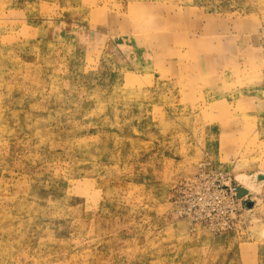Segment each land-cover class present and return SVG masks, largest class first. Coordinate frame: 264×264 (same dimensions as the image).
<instances>
[{"label":"rangeland","instance_id":"374dc122","mask_svg":"<svg viewBox=\"0 0 264 264\" xmlns=\"http://www.w3.org/2000/svg\"><path fill=\"white\" fill-rule=\"evenodd\" d=\"M0 264H264V0H0Z\"/></svg>","mask_w":264,"mask_h":264},{"label":"built area","instance_id":"2783aa9c","mask_svg":"<svg viewBox=\"0 0 264 264\" xmlns=\"http://www.w3.org/2000/svg\"><path fill=\"white\" fill-rule=\"evenodd\" d=\"M241 190L228 173L203 165L174 188L175 205L179 215L195 224L215 232L228 231L232 215L241 205Z\"/></svg>","mask_w":264,"mask_h":264},{"label":"water","instance_id":"95a60500","mask_svg":"<svg viewBox=\"0 0 264 264\" xmlns=\"http://www.w3.org/2000/svg\"><path fill=\"white\" fill-rule=\"evenodd\" d=\"M244 194V190H241V195H243Z\"/></svg>","mask_w":264,"mask_h":264}]
</instances>
